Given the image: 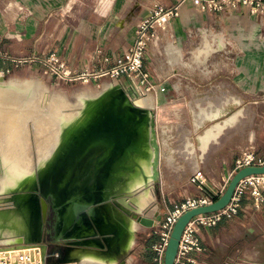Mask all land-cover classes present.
<instances>
[{"label": "crops", "instance_id": "0c3cea01", "mask_svg": "<svg viewBox=\"0 0 264 264\" xmlns=\"http://www.w3.org/2000/svg\"><path fill=\"white\" fill-rule=\"evenodd\" d=\"M4 1L0 3L1 51L15 56H30L53 49L62 56H68L70 64L76 61L78 65H86L90 58L89 48H84L81 55L78 53L75 56L78 42L63 38L67 27L52 19L55 9L63 6V0H18L19 8ZM184 3L181 16L174 20L175 24L171 23L166 35L151 43L149 53L156 60L155 48L159 43L172 41L180 55L194 49L195 63H164L162 67L154 65V71H162V75H153L154 79L165 90H157L152 94L162 95L163 101L167 103L178 101L182 106L196 103L204 105L197 116L182 120L190 136L197 134L200 129L202 132L196 137L198 143H192L194 161L186 164L188 166L185 170L174 175L172 169L167 171L161 168L158 190L163 194L162 203L158 204V210L149 215L157 221L189 197L202 196L215 201L225 191L244 153L253 152L257 160L264 161L263 107L254 113L253 125L234 128L232 123V126L228 125L220 131L213 129L214 134L207 133L217 123L225 121L239 110H244L240 114V117L243 116L245 108L255 102L254 96H257L260 107L264 105V16H252L244 6L209 12L197 9L189 0ZM17 18L25 24L18 30ZM135 22L131 21L130 25ZM50 24L54 25L46 30ZM176 24H181L183 31ZM118 26L116 24L115 28ZM43 35L49 36V39L43 40ZM206 41L210 51L201 53L198 50ZM128 44L120 42L118 49L106 50L104 53L112 59L108 63H104L103 59L102 62L98 59V62L102 63L101 66L112 67ZM101 66L98 64L95 67ZM10 67V62L0 60V73ZM224 91L234 99L218 107L216 99ZM243 103L246 104L242 107ZM227 108L229 110L224 120H218L221 115H213L218 109L223 111ZM161 158L160 162L163 160L162 155ZM176 163L183 165L181 160H176ZM198 169L208 176L203 191H198L196 185L190 182L191 175ZM142 227L141 231L136 232V238L128 250L117 252L113 260H107V264H154L153 245L159 237L152 227ZM198 234L203 250L194 251L192 257L199 264H264V213L254 208L253 199L248 194L243 197L237 215L223 218L216 226L201 227ZM59 245L61 253L46 255V258L55 260L52 264H61L69 247ZM73 261L82 264L76 258Z\"/></svg>", "mask_w": 264, "mask_h": 264}, {"label": "bare ground", "instance_id": "6f19581e", "mask_svg": "<svg viewBox=\"0 0 264 264\" xmlns=\"http://www.w3.org/2000/svg\"><path fill=\"white\" fill-rule=\"evenodd\" d=\"M34 83L33 80H26L25 88L32 87ZM13 87V83L0 79V89L13 90ZM23 88H19V92L11 90L16 96H11L7 101L0 100L1 129L6 131V124H12L10 134L23 118L34 117L32 114L28 115L32 113L28 107H32L35 100L33 98L25 101L26 95L20 93L24 91ZM40 88H43L49 102L59 101L63 97L59 92L51 93L44 81ZM121 93L122 88L117 83L108 82L98 91L79 92L76 101L78 110L70 115L63 114L60 104L52 106L49 117L43 111L39 112L35 118H40V128H45L47 121L53 122L56 128L50 139L48 138L46 147L36 142L26 163L0 147V245H10L8 248L12 251L39 249L44 254L46 246L42 244L43 223L48 203L42 193L73 154L94 136L95 130L111 120L109 115ZM149 100V94L132 97L133 103L141 108V113L129 123L125 142L108 159L98 176V209L103 219L99 238L72 240L73 244L69 245L61 264H77L73 261L75 258L82 264H107V260H113L117 252L128 250L134 242L136 230L142 227L131 213L155 211L157 206L152 188L156 182L153 179L154 112L148 106ZM4 102H11L10 106L16 107L17 111L4 110ZM74 103L69 105L74 106ZM219 112L216 111L213 115ZM241 113L242 110H239L234 115H229V118L217 123L207 133L214 134V130L220 131L231 125ZM11 153L14 154L13 151ZM54 261L48 257V264Z\"/></svg>", "mask_w": 264, "mask_h": 264}, {"label": "rangeland", "instance_id": "374dc122", "mask_svg": "<svg viewBox=\"0 0 264 264\" xmlns=\"http://www.w3.org/2000/svg\"><path fill=\"white\" fill-rule=\"evenodd\" d=\"M4 0H0V3ZM191 4L194 6L191 0H189ZM5 2V1H4ZM7 3L13 6H17L19 8L18 0H6ZM63 6L55 9V13L53 14L52 19L54 21L62 22L63 27H67L65 33L63 34V38L67 40L73 39L74 41L78 42L76 48V55L78 53L81 55L84 48L91 51L90 58L86 62V65H78V62H74L70 64L68 56H62L58 54L55 50L51 49L47 52H43L36 55H27V56H15L10 54L4 53L6 57V62L11 63V67L9 72L5 71L4 75L0 74V79L7 81L9 83L14 84V89H0V100H6L14 96L15 94L12 91L21 90L19 88L24 87V91H20L26 95L25 101L28 99H33L34 102L32 103V107H28L29 113L28 115L32 114L34 117L28 119V117L23 118L19 121L17 127L12 131L10 134V128L12 124H6V131L5 129H1L0 125V147L7 151L8 154L13 155L14 157L21 160L23 163H26L27 157L33 152V147L35 148L36 142H40V144L44 147L48 145V138L52 136L54 133V129L56 128L53 125V122H45L47 123L45 128L41 127L39 124L40 118L37 117L39 112L49 117V110H52V106L56 104H60L62 106L63 114L70 115L77 109V97L79 92H83L84 90L88 91H98L103 88L108 82H113V80L109 76H103L96 79H89L88 81H78V82H63L58 81L55 77L51 76V74H44V71L41 67L39 62H34V59L37 57H49L51 54L55 53L59 55L61 58L65 59L68 65L72 68H76L79 73L87 71H97L101 68L108 69L109 67L101 66V62L103 59L104 63H108L112 58L109 55H106L104 52L106 50L113 51L114 49H118V45L120 42L123 44L131 45L137 38V31L138 26L144 20H149L151 25H157L156 19L157 16L155 15L154 10L156 9L155 5H166V6H177L180 10V14L173 18L177 20L181 16L182 8L184 6V2L180 3V0H63ZM196 7V6H194ZM197 8V7H196ZM0 9L2 7L0 6ZM198 9V8H197ZM211 12V11H209ZM252 16L261 17V13L258 14H251ZM16 28L17 30L22 28L25 24L23 21H20L19 18L16 19ZM136 21L133 25H130L131 21ZM119 25L118 28H115V25ZM15 25V24H14ZM54 25V24H53ZM47 26L46 30L51 29V26ZM177 28L180 27V31L182 30V25H175ZM253 26V25H252ZM15 29V27H14ZM116 29H118L116 31ZM158 29V28H157ZM175 29V28H174ZM194 29V28H192ZM13 30V31H17ZM193 31V30H192ZM168 33L167 29H158V37L164 36ZM156 38V39H157ZM49 39V36L43 35V40ZM132 40V42H130ZM194 44V41L192 42ZM224 43L228 44V41ZM221 44V43H220ZM225 45V44H224ZM175 43L172 41L163 42L161 41L157 48H155V59L153 60V55L148 53L145 58V66L146 68L152 72L153 75L157 76V73L162 75V71L159 72L154 71V65H164L170 63L171 65H179L180 63L184 64L186 62L191 63L192 65L195 63V56L196 52L192 51L185 53L182 52L180 55V51H177L175 48ZM193 48V47H192ZM205 48V49H204ZM1 50V49H0ZM201 53H207L210 51V45L206 41L202 48H199ZM124 53L121 51L120 55ZM171 53V54H170ZM118 55V56H120ZM106 56V57H104ZM117 56V57H118ZM108 58V61L105 60ZM98 59L101 62H98ZM117 59V58H116ZM115 59V61H116ZM2 61V60H1ZM4 61V62H5ZM114 61V64H115ZM101 67L96 68L95 66L98 65ZM113 64V65H114ZM112 66V65H111ZM155 77V76H154ZM35 79H37L35 81ZM26 80H33L35 83L32 87L25 88ZM46 84L48 90L51 93L63 94V97L59 98V101L49 102V99H46L45 93L43 92V88L41 87V82ZM37 82V83H36ZM121 82V81H120ZM123 86H127V82H121ZM40 86V87H39ZM26 89V90H25ZM55 90V91H54ZM63 91V92H60ZM220 92L218 98L216 99V104L218 107L220 105H224L225 102H230L234 99L229 93ZM67 94V95H66ZM150 95V100L148 106L154 110V119H155V126L157 131V138L160 144V152L163 157L159 165V171L162 169L169 170L172 169V174L175 175L176 172L185 170L186 164L191 163L194 161V146L193 144H197L196 137L202 132V129L197 131V134H193L192 136L189 135L188 129L184 125L183 118H191L192 115L197 116V112L204 106L199 104H191L185 106L180 104L178 101H174L172 103H167L163 101L162 95L148 93ZM66 95V97H65ZM16 96V95H15ZM256 99L255 102L251 105V107L245 108V114L239 118L232 124L234 128L242 127L243 125H253L254 113H258V111L263 107L258 104L257 96H254ZM39 98V100H38ZM42 99V100H41ZM39 101L37 103V101ZM47 100V101H46ZM75 102V103H74ZM11 103V102H10ZM10 103L4 102V110L8 109L11 112H16V107H11ZM70 103H74L69 105ZM53 104V105H52ZM63 104V105H62ZM65 104H68L67 106ZM77 104V105H76ZM246 103H243L241 106L243 107ZM65 105V107H63ZM71 106V107H70ZM197 106V108H195ZM6 107V108H5ZM8 107V108H7ZM42 107V108H40ZM18 108V107H17ZM27 108V110H28ZM39 108V109H38ZM65 109V110H64ZM68 109V110H66ZM73 110V111H72ZM229 109L220 111L219 114L215 116H219L218 120H224L226 116V112ZM46 112V114H45ZM68 112V113H67ZM70 112V113H69ZM223 113V114H222ZM244 110H242V114ZM42 114V115H43ZM241 114V115H242ZM15 115V114H14ZM16 118V115H15ZM47 119V118H46ZM39 121V122H38ZM1 123V122H0ZM231 125V126H232ZM47 140V141H46ZM193 143V144H192ZM14 152L11 153V152ZM191 152V153H190ZM193 153V155H192ZM160 159H162L160 157ZM176 160L182 161V164H177ZM260 161L256 158L251 162V164L259 163ZM264 162V161H262ZM246 163L243 162L241 165H245ZM182 165V167H181ZM240 167H235L237 171ZM2 169L0 168V172ZM153 192L155 195V204L156 210L159 209V203H162V192L160 189L158 190V186L154 187L153 185ZM2 200V199H0ZM153 211V212H155ZM152 211H146L147 215L153 213ZM137 212L133 211L132 217L135 219ZM52 210L51 207L48 206L45 223H47L51 219ZM91 221V220H89ZM90 228L88 232H97L99 234L101 221L92 220L90 224ZM143 227H140L136 230V232L141 231ZM45 229L47 227L45 226ZM86 230V229H85ZM85 230L80 232V235L84 236ZM87 231V230H86ZM135 232V238H136ZM140 234H138V238H140ZM53 239L45 232L43 234L42 244H47L48 249V256H53V252L56 248V244L52 241ZM41 243V242H40ZM16 245V244H14ZM5 246V245H1ZM123 257H120L122 259ZM48 262V257H47Z\"/></svg>", "mask_w": 264, "mask_h": 264}, {"label": "built area", "instance_id": "2783aa9c", "mask_svg": "<svg viewBox=\"0 0 264 264\" xmlns=\"http://www.w3.org/2000/svg\"><path fill=\"white\" fill-rule=\"evenodd\" d=\"M191 1L201 11L221 12L244 6L249 10L250 14L261 13V16H264V0ZM181 2H185V0H180ZM155 6L154 12L157 16V25H151L149 20L142 21L138 26L136 40L124 50L122 55L117 57L115 64L111 68H101L96 72L86 70L79 73L76 68L70 67L65 59L55 53L49 57H37V59H34V62L41 64L44 74H51L58 81L63 82L88 81L89 79L109 76L115 83L121 85L131 98L153 93L157 90L164 91V86L157 83L153 74L146 68L145 58L149 53L151 43L158 36V29L168 30L173 18L180 14V10L177 6L158 4ZM0 60H6L1 50ZM105 60L108 61V58H105ZM6 72H9V69ZM4 73L5 71H1L0 74L4 75ZM124 79L127 82V86L121 84ZM254 159L253 152L244 153L242 159L238 161V167H243L241 165L243 162L246 163L244 166L251 165ZM207 180L208 176L201 169L196 170L190 177V182L196 185L198 191H203ZM246 194L252 197L254 208L264 213V174L250 175L242 179L238 183L231 200L225 207L214 212L197 215L187 223L179 242L175 264H199L192 257V253L203 250L198 234L200 228L216 226L223 218H231L237 215L242 206L243 197ZM211 202L213 201L207 197H189L166 213L160 221L155 219L152 228L159 239L153 245L154 264H164L165 251L178 218L189 209L207 205ZM9 246H0V264H48L46 255L41 254L39 249L35 251H12L8 248ZM58 254L56 253L55 255Z\"/></svg>", "mask_w": 264, "mask_h": 264}, {"label": "water", "instance_id": "95a60500", "mask_svg": "<svg viewBox=\"0 0 264 264\" xmlns=\"http://www.w3.org/2000/svg\"><path fill=\"white\" fill-rule=\"evenodd\" d=\"M117 86L122 88L118 83ZM140 113L141 108L133 103L132 98L122 88V93L116 98L113 110L109 115L111 120L106 121L95 130L94 136L73 154L42 193L53 212V221H48L47 229L43 223L44 233L46 232L56 244L53 256L56 253H61L59 244L68 246L71 245L72 240L98 235L97 232H88L91 226L90 217L95 218L94 220L98 219V222L103 220L98 209V176L108 159L121 148L129 130V123L135 120ZM152 124V144L155 148L153 161L155 187L159 182L161 153L155 119ZM256 174H264V162L241 167L234 173L225 191L215 201L185 211L173 227L164 255V264H175L183 230L193 217L225 207L231 200L238 183L247 176ZM135 220L148 228L155 223L153 216L141 212H137ZM83 230H85L84 236L80 235ZM45 246L44 254L47 255L49 247L47 244Z\"/></svg>", "mask_w": 264, "mask_h": 264}, {"label": "flooded vegetation", "instance_id": "af4514ba", "mask_svg": "<svg viewBox=\"0 0 264 264\" xmlns=\"http://www.w3.org/2000/svg\"><path fill=\"white\" fill-rule=\"evenodd\" d=\"M52 214H53V212H52ZM133 215V212L131 213V216ZM52 216L53 215H51V219L50 220H52ZM95 218H92V217H90V220L92 221V220H94ZM53 221V220H52ZM44 224H45V226L48 228L49 227V223L47 222V223H45L44 222ZM76 233H78V232H76ZM75 233V234H76ZM88 238H99V234L98 235H90V236H84V237H82V238H79L78 240H83V239H88Z\"/></svg>", "mask_w": 264, "mask_h": 264}]
</instances>
